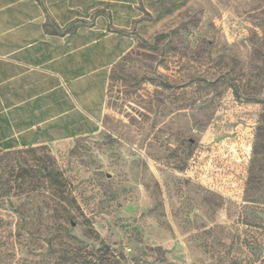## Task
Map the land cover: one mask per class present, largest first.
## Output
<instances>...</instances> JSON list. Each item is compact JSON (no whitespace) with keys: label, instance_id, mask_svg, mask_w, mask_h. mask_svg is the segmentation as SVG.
Wrapping results in <instances>:
<instances>
[{"label":"rangeland","instance_id":"rangeland-1","mask_svg":"<svg viewBox=\"0 0 264 264\" xmlns=\"http://www.w3.org/2000/svg\"><path fill=\"white\" fill-rule=\"evenodd\" d=\"M91 136L0 149V264H264V0H139Z\"/></svg>","mask_w":264,"mask_h":264},{"label":"crops","instance_id":"crops-1","mask_svg":"<svg viewBox=\"0 0 264 264\" xmlns=\"http://www.w3.org/2000/svg\"><path fill=\"white\" fill-rule=\"evenodd\" d=\"M139 0H0V149L96 134Z\"/></svg>","mask_w":264,"mask_h":264}]
</instances>
